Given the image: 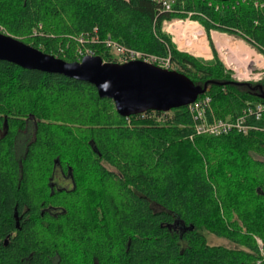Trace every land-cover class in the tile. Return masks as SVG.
Masks as SVG:
<instances>
[{
    "label": "trees",
    "instance_id": "1",
    "mask_svg": "<svg viewBox=\"0 0 264 264\" xmlns=\"http://www.w3.org/2000/svg\"><path fill=\"white\" fill-rule=\"evenodd\" d=\"M187 16L205 29L210 59L165 30ZM210 30L264 55V0H0V31L66 61L84 49L116 61L113 44L168 58L210 98L209 118L247 125L196 134L187 105L122 115L90 82L0 60V264H255L264 76L233 79Z\"/></svg>",
    "mask_w": 264,
    "mask_h": 264
},
{
    "label": "water",
    "instance_id": "2",
    "mask_svg": "<svg viewBox=\"0 0 264 264\" xmlns=\"http://www.w3.org/2000/svg\"><path fill=\"white\" fill-rule=\"evenodd\" d=\"M0 60L90 82L99 96L112 99L122 115L184 106L203 91L184 73L141 58L108 62L88 54L79 60L66 61L3 31H0Z\"/></svg>",
    "mask_w": 264,
    "mask_h": 264
},
{
    "label": "built area",
    "instance_id": "3",
    "mask_svg": "<svg viewBox=\"0 0 264 264\" xmlns=\"http://www.w3.org/2000/svg\"><path fill=\"white\" fill-rule=\"evenodd\" d=\"M163 6L167 9L170 8V0H161ZM186 20L194 21L197 24H199L202 28L203 26L198 23L196 20L190 19L189 16L185 18H172L167 21H164V28L167 32H169L172 35V40L176 43V46L180 50H185L181 49L178 45V43L174 40V33L169 29L170 25H172L173 22H183ZM205 33V31H204ZM206 35V34H205ZM186 38V37H185ZM234 39H237L233 37ZM237 40H240L242 43L247 45L243 39L238 38ZM108 43V42H107ZM112 48H116L118 51V54L122 58L123 61H127L129 59H136V58H141L143 60L152 62V63H159L163 62V65H159L163 68H173L171 64L169 63L168 58H156L154 56H143L139 51H134V50H125L120 47H116L114 44L111 46ZM226 53L228 50V47L225 48ZM230 50L237 56L240 57L242 56L243 50H241L240 46H234L230 48ZM228 50V51H230ZM187 51V50H185ZM85 54H89L90 52L88 50H84ZM195 55V54H194ZM219 59L222 61L224 64V67L230 71V74L233 79L241 81L242 79L244 80H256L260 78L262 75H264V64L259 58V62L255 59H251L247 62H241L239 65H236L234 60H228L227 57H221L218 56ZM158 65V64H157ZM210 98L207 96H203L200 98H196L194 101L190 102L187 104L189 111L193 114L194 117V122H193V133L196 134H219L222 132H226L231 128H237V129H246L247 125L244 124V116H239L234 118L233 120H230L228 118H220L216 117L211 113V118L208 117V114L206 113V109L210 108ZM264 109V104L258 103L255 107V113L256 117H259L260 111ZM191 136V135H190ZM259 248H260V256L259 258L255 261V264H264V251L262 250L261 247V241L259 238H256Z\"/></svg>",
    "mask_w": 264,
    "mask_h": 264
},
{
    "label": "bare ground",
    "instance_id": "4",
    "mask_svg": "<svg viewBox=\"0 0 264 264\" xmlns=\"http://www.w3.org/2000/svg\"><path fill=\"white\" fill-rule=\"evenodd\" d=\"M169 28L176 36L179 47L181 49H185L187 51L191 50L194 53H204L209 50L204 35V30L196 22L190 20H186L183 22L178 21L170 25ZM213 32V39L218 45L225 46V48L228 47V50L237 45L240 46L241 50H243V55L236 58V55L231 50H227V54L225 56L228 58V60H234V63L236 65H239V63L241 62L245 63L251 59H255L259 62L260 58V62L264 64V56L261 53H258L255 49H252L248 45L241 43L240 40L234 39L233 36L227 35L223 32Z\"/></svg>",
    "mask_w": 264,
    "mask_h": 264
},
{
    "label": "rangeland",
    "instance_id": "5",
    "mask_svg": "<svg viewBox=\"0 0 264 264\" xmlns=\"http://www.w3.org/2000/svg\"><path fill=\"white\" fill-rule=\"evenodd\" d=\"M171 1V0H170ZM182 18H184V17H182ZM173 23H175V22H173ZM172 23V24H173ZM199 23V22H198ZM163 25H164V23H163ZM170 29V28H169ZM204 30V29H203ZM213 31H215V30H213ZM209 32V34H210V37H211V39H212V42H213V46H214V48L216 49V51H217V53H218V56H221V57H226L225 55L227 54L225 51H226V49H225V46H220V45H218L215 41H214V39H213V33L214 32ZM219 32V31H218ZM204 35H205V33H204ZM227 35H229V34H227ZM231 36H233L234 37V35H231ZM236 37V36H235ZM174 40L178 43V41H177V38H176V36L174 35ZM205 38H206V35H205ZM236 38H239V37H236ZM206 41H207V45H208V47H209V50L208 51H206V52H204V53H194V52H192L191 50H189L188 52H190V53H192V54H195V55H198V56H204V57H207V59H210L211 57H212V48H211V46L209 45V39L208 38H206ZM247 45H249L246 41H244ZM242 43V42H241ZM179 45V44H178ZM249 47H251L252 49H255L254 47H252V46H250L249 45ZM85 50V49H84ZM256 50V49H255ZM111 51L113 52V54L115 55V57H116V61H118V62H122V58H121V56L118 54V51H117V49L115 48H112L111 47ZM257 51V50H256ZM258 52V51H257ZM83 53H84V51H83ZM258 53H260V52H258ZM85 54V53H84ZM262 54V53H261ZM263 55V54H262ZM209 56V57H208ZM264 56V55H263ZM237 56H235V58H236ZM241 57V56H240ZM163 62H159V63H156V64H158V65H163L162 64ZM173 69H174V67H173ZM264 75H262L260 78H262ZM260 78H258V79H260ZM258 79H256V80H258ZM242 80H244V79H242ZM55 180H56V182H58V186L59 187H61V186H67L68 184H70L69 183V181L67 180V178L65 177V176H63L60 172H57V174H56V176H55ZM204 234H205V236H206V238H207V241L210 243V244H219V243H223V244H226V245H229L230 243L228 242V241H226L224 238H221V237H218V236H216V235H214V234H212V233H210V232H208V231H204Z\"/></svg>",
    "mask_w": 264,
    "mask_h": 264
},
{
    "label": "crops",
    "instance_id": "6",
    "mask_svg": "<svg viewBox=\"0 0 264 264\" xmlns=\"http://www.w3.org/2000/svg\"><path fill=\"white\" fill-rule=\"evenodd\" d=\"M213 30H210V32H212ZM210 35V34H209ZM209 57V56H208Z\"/></svg>",
    "mask_w": 264,
    "mask_h": 264
}]
</instances>
